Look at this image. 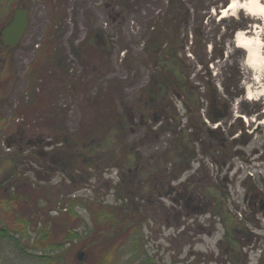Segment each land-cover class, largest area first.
<instances>
[{
    "label": "rangeland",
    "instance_id": "1",
    "mask_svg": "<svg viewBox=\"0 0 264 264\" xmlns=\"http://www.w3.org/2000/svg\"><path fill=\"white\" fill-rule=\"evenodd\" d=\"M184 1L188 6L192 5L191 0ZM167 2L168 0H141L125 17H116L108 12L104 0H0V114L4 115V120L0 122L3 126L0 129L2 185L8 184L4 179L16 167L11 156L23 133L18 126L23 116L29 114V118L33 119L36 115L32 114H38L36 107L39 106L40 111L59 110L60 114H66V126L69 130L73 131L78 126L83 112L79 108L81 98L76 95L75 82L87 69L73 46H78L85 39L90 26L96 30L97 44L104 50L111 51L114 71L109 77L116 75L126 78L130 71L125 66L130 65L133 57L138 58V66L130 72L132 83L126 87L128 98H133L148 82L152 66L151 62L143 63V59L149 57L144 52L149 21L156 19L161 22L168 17ZM202 3L206 8L200 12L207 15L202 20L192 19L188 29L190 33L193 29L201 28L204 31L202 41L209 40L206 49L209 52H222L209 62L207 70L211 72L212 81L226 104V117L221 120L222 124L215 128L214 121H210L209 126L220 131V137L229 141L238 138L234 142V156L228 166L221 167L210 160V156L206 158L205 166L209 168L215 180L213 182L220 181L229 195H222V191L214 186H203L205 188L202 189L199 182L198 189L202 193L200 199L199 195L191 192L190 187L193 185L187 187L193 199L183 196L180 201L177 199L179 196L173 193L172 200L177 204L171 209L167 219L154 214L150 223L144 225L140 237L143 238L146 250L159 264H264V214L258 206L250 207L248 202L251 198L245 197V191L253 185L264 194V95L260 94L257 99L249 100L246 97L248 90H260V85L264 83V71L260 80L256 81L253 78L255 72L245 64V50L237 47L234 41L238 29H255L264 40L262 21L243 9L220 17V9L224 6L222 0H202ZM21 6L28 12L27 26L23 37L12 47L4 42L2 31L13 18L16 8ZM234 26L237 29H233ZM192 33L184 43L183 50L177 51L178 54L172 53L173 50L167 48L168 45L160 44L159 57H156L160 65L166 64L173 72H177L183 82L187 76L185 73H190L187 76V86L184 85L182 89V96L174 94L172 98H168V102L176 106V112H173L171 105L165 107L172 114L175 123L186 114L185 100L197 107L205 102L202 100V94L206 91V77L203 78L206 74L205 65L199 60V56L194 55L191 47V38H194ZM232 72L239 79L238 87L229 89L234 96L222 86V82ZM183 118L185 121V116ZM242 123L245 129L239 130ZM233 128H237V132L231 135ZM27 137H30L28 133L25 140ZM7 140L14 144L8 146ZM36 147V150L42 152L51 149L46 141ZM153 148L157 147L150 146L142 150L147 154ZM79 151L90 155L82 147ZM201 159L202 156L198 155L182 180L198 172L202 167ZM30 161V168L34 170L26 167V174L31 181H35L37 185L40 183L43 188L40 206L43 208L50 204L52 209L49 214L42 209L40 214L35 215L32 206L26 211L18 210L30 217L28 228L31 237L29 241L24 236L20 238L23 249L11 237L1 239L0 264H60V260L62 264H79L87 258L82 244L65 242L52 248L46 245L47 240L41 235V228L46 225L50 241H64L71 228L88 238L94 229V218L88 207L90 200L97 197L99 201L114 202L122 194L116 186L118 180L129 175V170L135 167V161L129 159L122 169L114 168L104 174L93 173L87 183L83 182L84 177L80 172L55 168L50 173L45 169L40 170L35 161ZM108 178H113V186ZM179 182L175 181L173 185L179 187ZM84 183L89 186L86 188ZM60 186L63 187V192ZM69 196L83 201V204L75 207L78 215L68 213L65 208L61 209L64 205L70 208ZM163 201L168 206L172 205L171 197L165 195L157 198L154 203L159 206ZM11 209L8 204L0 207V225L12 222L14 216ZM97 234L98 232L91 235L92 248L97 246L94 244L96 240L107 237V232L101 237ZM127 257L129 254L124 259Z\"/></svg>",
    "mask_w": 264,
    "mask_h": 264
},
{
    "label": "trees",
    "instance_id": "2",
    "mask_svg": "<svg viewBox=\"0 0 264 264\" xmlns=\"http://www.w3.org/2000/svg\"><path fill=\"white\" fill-rule=\"evenodd\" d=\"M140 1L104 0V6L116 17H125L140 4ZM191 1L192 5L188 6L184 0H168L166 10L168 17L166 16L161 22L150 19L144 51L149 57L143 59V63L151 62L152 66L148 82L140 88L136 97L128 98L126 87L132 83L130 72L138 66L137 57H133L130 65L125 66L130 71L126 78L116 75L109 77L114 71L112 54L111 51L104 50L97 44L98 38L94 28L90 26L85 39L78 46H73L87 69L75 82L76 95L81 98L79 108L83 114L73 131L66 126V114H60L59 110L45 112L40 111L37 106L38 114H32L36 115L33 119L29 118V114L23 116L22 122L18 125L23 133L11 156L16 167L4 179L8 184L4 186L3 182L0 183V207L3 204L10 205L14 216L12 224L0 225V240L11 237L23 249L20 238L24 236L29 241L31 235L28 228L30 217L21 211H26L32 206L35 215L40 214L42 209L44 213L49 214L52 209L50 204L43 208L40 206L43 188L40 183L37 185L35 181H31L26 174V167L34 170L30 168V160L35 161L40 170L45 169L50 173L55 168L80 172L85 183L90 180L93 173L104 174L114 168L122 169L129 159L135 161V167L129 170V175L118 180L116 186L122 194L118 195L114 202L99 201L96 197L90 200L89 206L86 204L94 218V229L91 232L93 234L98 232L99 237L107 232V237L96 240L94 244L97 246L92 248V233L87 238L78 230L71 228L68 229L64 241L55 242L50 241L46 225L41 228L40 233L44 238L46 237V245L52 248L61 246L65 242L82 244L86 249L87 258L79 264H159L146 250L140 234L154 214H160L164 220L167 219L171 209L177 204L172 200L173 193L179 196L177 199L180 201L183 196L193 199L194 197L187 190L188 186L193 185L190 187L191 192L199 195L200 199L202 195L198 189L200 183L202 189L214 186L222 191V195L226 197L229 195L220 181L213 182L215 180L209 168L205 166V161L210 156L209 159L220 164L221 167L228 166V162L234 156L232 149L237 139L233 138L229 141L225 137H220V131L211 128L200 113L202 105L197 107L185 100L186 114L183 115L185 121L181 116L176 123L173 122L172 114L165 109L167 105H171L173 112H176V106L168 102V98H172L174 94L178 97L182 96V89L184 85L187 86V76L190 73H185L187 76L183 82L177 76V72H173L166 64L160 65L156 60L159 57L160 44L168 45L167 48L173 50L172 53L178 54L177 51L183 50L184 43L193 32L191 47L194 55L199 56V60L204 63L206 71L205 76L203 75V78L206 77L204 80L206 91L202 94L210 102L206 115L214 122L226 117L224 98L212 81L211 72L207 70L209 62L222 52L218 53L216 50L209 52L206 49L209 40L202 41L204 31L201 28L193 29L189 33L190 21L196 18L202 20L207 15L200 12L206 8L202 0ZM226 3L228 0H222V4ZM117 7L119 10H116ZM235 28L237 29L236 26L233 27ZM238 82V77L232 72L227 80L222 82L223 89L234 96L235 94L229 89L238 87ZM33 104L35 105V102ZM2 120L4 115L0 114V122ZM2 127L0 124V129ZM236 129H231V135L237 132ZM240 129H245L243 123ZM27 133L30 137L25 140ZM30 133L35 136H31ZM162 136L167 138L166 146L153 148L147 154L142 150L145 147H156L161 142ZM45 141L51 146L50 151L36 150V146L44 144ZM13 144L7 140L8 146ZM81 147L87 149L90 155L79 151ZM214 152H218L219 155ZM198 155L202 156V167L198 172L182 180V176L192 167ZM20 165L25 167L21 168ZM108 180L112 186L115 184L113 178ZM175 181H180L179 187L173 185ZM182 185L184 188H181ZM84 186L87 188L89 185ZM248 188L257 190L254 185ZM60 190L63 192V187L60 186ZM163 195L171 197V206L164 201L156 206L154 201ZM68 202L70 208L64 205L61 209L65 208L68 213L78 215L75 207L83 204V201L69 196ZM19 209L21 211L18 212ZM127 254L129 257L124 259ZM49 257L51 260L54 259L52 256ZM60 264H62L61 260Z\"/></svg>",
    "mask_w": 264,
    "mask_h": 264
},
{
    "label": "bare ground",
    "instance_id": "3",
    "mask_svg": "<svg viewBox=\"0 0 264 264\" xmlns=\"http://www.w3.org/2000/svg\"><path fill=\"white\" fill-rule=\"evenodd\" d=\"M240 9L260 18L264 32V0H230L228 5L222 8L220 17L235 14ZM234 41L237 47L245 50V64L255 72L253 78L260 80L264 71V40L261 34L255 29H238ZM260 94L264 95V83L260 85L258 92L248 90L246 97L248 100L257 99Z\"/></svg>",
    "mask_w": 264,
    "mask_h": 264
},
{
    "label": "water",
    "instance_id": "4",
    "mask_svg": "<svg viewBox=\"0 0 264 264\" xmlns=\"http://www.w3.org/2000/svg\"><path fill=\"white\" fill-rule=\"evenodd\" d=\"M227 5L228 3L224 5L223 8ZM27 16L28 12L25 7L21 6L16 8L13 18L10 20L9 24L3 28L2 31V38L6 44L13 47V45L17 44L21 37H23V33L27 26Z\"/></svg>",
    "mask_w": 264,
    "mask_h": 264
},
{
    "label": "flooded vegetation",
    "instance_id": "5",
    "mask_svg": "<svg viewBox=\"0 0 264 264\" xmlns=\"http://www.w3.org/2000/svg\"><path fill=\"white\" fill-rule=\"evenodd\" d=\"M241 134H238V136H240ZM238 139V138H236ZM245 197L246 198H251V200L249 199V206L250 207H256L258 206L259 209L261 210V212H263L264 214V194L260 191H254L250 188H247V190L245 191Z\"/></svg>",
    "mask_w": 264,
    "mask_h": 264
},
{
    "label": "built area",
    "instance_id": "6",
    "mask_svg": "<svg viewBox=\"0 0 264 264\" xmlns=\"http://www.w3.org/2000/svg\"><path fill=\"white\" fill-rule=\"evenodd\" d=\"M206 98H204V97H202V100L203 101H205V102H203L202 103V106H201V108H200V113L202 114V116H203V118H204V120L207 122V123H209L210 122V120L208 119V117H207V115H206V113H207V108H208V100L206 99ZM219 122V123H218ZM215 123V126L217 127L218 126V124H220L221 123V121H217V122H214ZM210 124V123H209ZM167 135H169V134H167ZM167 138L165 137V136H162V140H161V142L160 143H158L157 144V148H160V147H164V146H166L167 145Z\"/></svg>",
    "mask_w": 264,
    "mask_h": 264
}]
</instances>
